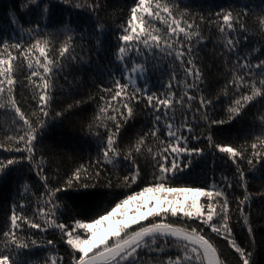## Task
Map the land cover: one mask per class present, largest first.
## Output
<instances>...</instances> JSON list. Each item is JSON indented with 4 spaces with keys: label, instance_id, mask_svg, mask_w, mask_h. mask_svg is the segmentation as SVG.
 I'll use <instances>...</instances> for the list:
<instances>
[{
    "label": "snow or ice",
    "instance_id": "1",
    "mask_svg": "<svg viewBox=\"0 0 264 264\" xmlns=\"http://www.w3.org/2000/svg\"><path fill=\"white\" fill-rule=\"evenodd\" d=\"M7 23L0 264H264V0H17ZM89 110L62 170L46 136Z\"/></svg>",
    "mask_w": 264,
    "mask_h": 264
},
{
    "label": "trees",
    "instance_id": "2",
    "mask_svg": "<svg viewBox=\"0 0 264 264\" xmlns=\"http://www.w3.org/2000/svg\"><path fill=\"white\" fill-rule=\"evenodd\" d=\"M130 2L131 0H109L110 5L114 8H118L120 5ZM15 3H17V0H0V27H9L7 23V12ZM109 10L111 11V8ZM20 19L21 22L26 23L29 19H31V17L28 15H21ZM108 39L113 44L115 43V37L109 36ZM22 75L23 74H21V78ZM152 82L155 83V77H153ZM90 111L91 110H89L87 113H80V115L76 117H69L64 121L63 125H56L52 127L46 136V143L52 145L56 151L61 153V156L57 158V162L60 163L62 170L70 169L73 166V151L77 153H83L86 158L88 146L85 144L84 140L81 139V134L78 131V128L79 121L86 115L90 114ZM0 119H2V117H0ZM240 128V124H235L234 126L225 125V130L221 139H230L235 137ZM220 169L221 165L219 160H217V173H219ZM210 171L211 158L209 157L207 160L203 161L193 173V179H195L198 183L203 182V179L210 175ZM256 184L258 186L259 182L257 181ZM7 202L6 196H0V211L6 210ZM260 211L261 206L257 202L254 205L253 212L256 215H259Z\"/></svg>",
    "mask_w": 264,
    "mask_h": 264
}]
</instances>
